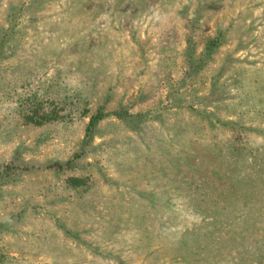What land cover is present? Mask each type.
Wrapping results in <instances>:
<instances>
[{
  "label": "rangeland",
  "instance_id": "374dc122",
  "mask_svg": "<svg viewBox=\"0 0 264 264\" xmlns=\"http://www.w3.org/2000/svg\"><path fill=\"white\" fill-rule=\"evenodd\" d=\"M0 264H264V0H0Z\"/></svg>",
  "mask_w": 264,
  "mask_h": 264
}]
</instances>
